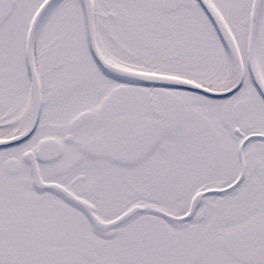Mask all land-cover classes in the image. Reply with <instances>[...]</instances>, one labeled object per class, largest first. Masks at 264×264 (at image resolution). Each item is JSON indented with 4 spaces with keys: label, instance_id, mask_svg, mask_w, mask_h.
I'll list each match as a JSON object with an SVG mask.
<instances>
[{
    "label": "snow or ice",
    "instance_id": "1",
    "mask_svg": "<svg viewBox=\"0 0 264 264\" xmlns=\"http://www.w3.org/2000/svg\"><path fill=\"white\" fill-rule=\"evenodd\" d=\"M0 264H264V0H0Z\"/></svg>",
    "mask_w": 264,
    "mask_h": 264
}]
</instances>
